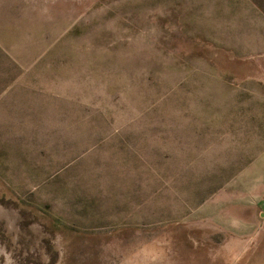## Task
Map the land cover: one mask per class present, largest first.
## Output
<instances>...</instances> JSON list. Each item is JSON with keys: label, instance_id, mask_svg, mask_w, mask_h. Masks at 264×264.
Returning a JSON list of instances; mask_svg holds the SVG:
<instances>
[{"label": "rangeland", "instance_id": "obj_1", "mask_svg": "<svg viewBox=\"0 0 264 264\" xmlns=\"http://www.w3.org/2000/svg\"><path fill=\"white\" fill-rule=\"evenodd\" d=\"M0 264H264V0H0Z\"/></svg>", "mask_w": 264, "mask_h": 264}]
</instances>
